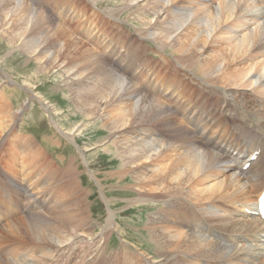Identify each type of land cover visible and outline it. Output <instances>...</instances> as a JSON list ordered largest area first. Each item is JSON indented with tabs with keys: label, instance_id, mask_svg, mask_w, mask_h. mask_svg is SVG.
<instances>
[{
	"label": "bare ground",
	"instance_id": "bare-ground-1",
	"mask_svg": "<svg viewBox=\"0 0 264 264\" xmlns=\"http://www.w3.org/2000/svg\"><path fill=\"white\" fill-rule=\"evenodd\" d=\"M143 1L151 3L148 11L156 19L165 15V26L153 32L158 34L154 38L163 47H173L185 68L205 79L198 80L201 85L193 88L188 70L179 72L163 52L151 50L136 38L129 40L135 44L132 50L120 53L127 47L113 46L110 30L97 29L88 20L91 17L81 19L87 41H96V51L57 23L64 21L60 19L66 13L74 14L62 5L54 10L56 20H50L22 3L0 0V43L33 67L34 76L24 84L32 86L38 74L50 77L59 71L53 87L59 84L68 89L73 107L69 115L78 113L81 119L67 129V137L76 139L90 128L108 132L107 139L90 144L93 149L117 135L109 144L116 146L121 162L115 172L124 178L150 163L152 168L130 175L140 184L153 185L155 194L138 195L148 201L175 194L170 200L175 203L171 218L161 214L146 223L156 241L154 258L162 257V264H264V221L256 214L257 198L264 189V0H213L215 8L212 0H193L192 19L172 8L179 2L184 7L182 2L189 0H168L171 5L165 7L164 0ZM256 6L260 9L249 12ZM96 12L92 15L97 16ZM144 24L147 29L158 25L156 21ZM181 27L179 37L169 40ZM142 50L157 53L159 61L142 57ZM108 54L112 66L107 64L110 58L106 62ZM200 54L206 56L197 59ZM4 79L10 82L7 75ZM25 106L13 110L20 114ZM50 111L51 118L58 116L54 105ZM0 113L5 115L0 118V138L16 136L0 152V173L6 174L3 178L9 183L0 191V264H28V258L32 264H155L128 250L116 255L105 249L95 255L92 250L73 253L78 233L92 229L82 208L81 189L73 181L74 168L68 160L60 164L49 158L32 135L10 133L17 117L12 118L11 112L6 115L4 109ZM87 119L94 121L84 124ZM143 126L149 135L165 137V144L158 148L155 138L131 136ZM132 127L139 130L129 131ZM123 131L125 141L119 140ZM68 193L76 196L68 200ZM16 212H26V219L9 221ZM88 255L95 256L92 262L86 261Z\"/></svg>",
	"mask_w": 264,
	"mask_h": 264
},
{
	"label": "rangeland",
	"instance_id": "rangeland-1",
	"mask_svg": "<svg viewBox=\"0 0 264 264\" xmlns=\"http://www.w3.org/2000/svg\"><path fill=\"white\" fill-rule=\"evenodd\" d=\"M14 1L17 2L18 4L22 3L33 13H38L40 15H43L44 17H47L50 20H52L51 18L53 17L56 20L53 14L55 13L54 10H56V8H58L59 5H62V8H65V11L72 10L74 14L75 12H77L76 16H73L74 14L68 16V14L66 13L65 18L60 19L64 21L63 22L60 21L57 23H59V25L64 27L67 31L68 30L71 31L70 33H72V35L80 39L82 38V40H84L88 45L90 44V46H92L93 49L95 48L96 51H97L96 41H94L91 38H88L91 39V41L88 40L90 42L89 43L86 39L85 30H84L86 26L82 24L84 23L83 20L85 18L91 17V19L89 18L88 20L90 22L93 21V23L97 26V29L100 28L99 30L101 31L110 30L108 31V33L112 34L111 35L112 37L109 38L110 39L112 38L111 42H113L112 43L113 46L115 43L116 46L120 47V49L122 45H125L127 47V49L123 52L121 49L120 53L127 52L128 49L132 50L135 44L134 42H130L129 40H131L132 38L133 39L136 38L135 40L143 42L146 45V47H151L152 48L151 50L156 49L163 52V54L172 62L173 66L176 69H178L179 72H182L183 70L184 71L188 70V74L189 75L191 74L190 83L193 84L192 85L193 88L200 83L198 82V80L202 81L203 79L201 75L196 73L194 70L191 71L190 69L185 68V66L183 65L185 63L178 60L176 53L172 51L173 47L172 48L163 47L161 46V41L158 39L156 40L154 38L158 36V34L153 32L155 30L158 31L159 26H165L164 23H162L165 15H161L159 17V20L156 19L157 16L148 11L149 4H151V3H147L148 1L141 0L142 2L139 3L136 1L132 2L126 0L125 1L86 0L83 2L74 1L72 4H68L69 3L68 0H14ZM210 2L211 4H213L215 1L212 0ZM182 3H184V7L179 6L181 4V2H179L178 4H176L177 6L172 7L173 10L177 11V13H184V14L186 13L188 14V18L192 19L193 10L191 9L195 8L194 1L189 0V2H182ZM162 4L164 5V7L170 6L171 2L168 0H164ZM216 6L217 3L215 2V4L212 5V7L215 8ZM70 7L73 8L70 9ZM137 8L141 9L140 13L134 12V10ZM82 9L84 11H82ZM94 9L97 11L96 12L97 16H95L94 14L92 15ZM257 9H260V7L256 6L252 8L249 12H251L252 10L255 11ZM83 12L86 13L87 17ZM98 16L100 17L97 18ZM56 17H58L57 14ZM149 21L152 23L156 21L158 25H154L150 29H147L144 23H148ZM113 22H116L118 27H115V23ZM77 23L79 24L77 26L79 28L75 27ZM108 25L110 27H108ZM182 28L183 27L179 28L175 33L171 34L169 40L174 38L175 35H177L181 31ZM111 29L115 33H113ZM80 30L83 31L84 33L80 32ZM144 32L146 33V35ZM117 37L118 38L120 37V39H118ZM177 37H179V35H177ZM220 44L221 43H218V45ZM225 47L228 48L227 49L228 51L231 50L230 47L226 45ZM4 48L5 47L3 46V44L0 43V74H1L0 75V95H1L0 109L6 110L7 111L6 115L9 114L10 116V114L12 113L11 114L12 118L17 117L15 121L13 120L10 133L12 132L14 135L17 133H21L24 136L32 135L34 139L37 140V142H39L42 145L41 147L45 149V151L47 152V156L49 158H51L56 162H58L59 160L60 164L65 163L68 160L70 168L72 169L74 168L73 171H75V176L73 177V181L77 182L78 184L77 189H81L80 191V193H82L81 196L83 200H85V203H83L84 206L82 208L84 209V214L86 218L89 220L90 223L89 225L92 226V229L89 232L88 230L86 231L84 228V232L78 233L80 235L77 237L78 241L74 245V251L72 252L74 253L80 251V255H83L84 250L85 251L92 250L93 254L95 255L105 249L107 253L109 254L115 253L113 255H116L122 253L123 250H128L129 252L132 253L134 252L137 254H143L147 260L149 261L152 260L155 262V264H162L163 261L162 257L154 258L153 256L154 254L153 249L155 248L154 245L156 241L153 238V236L150 234V231L148 230L147 226L149 224L150 218L156 219L157 216L159 217L161 216V214L167 217L171 216V212L174 208L171 204H175L174 202L171 201H174L175 194L173 197H168V198L161 197L163 200L149 199L147 201V199L145 200L144 198L141 197L144 196L146 192L147 194L145 195H149L152 197L153 196L152 194H155L154 190H152L151 188L153 187V185L152 186L149 184L143 185V183L140 184L138 181L134 180L130 174H135V172L141 173L143 168L146 167L152 168L150 163L149 164L146 163V165L144 163L142 167H139L138 169H134L124 178H121L115 172L120 168L121 162L117 158L118 155L116 153V146L113 147L112 145L109 144L112 142V139L115 140L118 138V137L116 138L117 135H115V137H112L102 147L97 146L93 149L92 146H90V144L93 145L95 143H99V141L102 140V138H106L108 132L106 133L101 129L97 130L94 128H90V130L86 129L84 132H82L81 135L77 136L76 139L70 138L69 136L67 137V134H65V132L67 131V129L70 128V126L75 125L78 122L77 120L79 119V114L77 113L75 115L70 116L73 111V107L71 102L72 97L71 95H69L68 89H66L65 87H60L61 85L59 84H58L59 86L58 88L53 87L54 86L53 84H55L56 81H58L57 76L59 75V71L51 73L50 77L47 76L43 77L40 74H38L37 77L32 80L31 82L32 86H29L28 84H24L22 82L28 80L30 76H34L33 67L31 65H28V63L25 60H22V58L21 59L19 57L17 58L16 52H13L12 50L10 52H7V50H4ZM151 50H149V52L146 51L147 55H145L146 52L142 50L141 56L142 57L144 56L148 59L150 58L152 59V61L154 60L159 61L158 60L159 55ZM211 50L212 49H210L207 52L211 53L212 52ZM11 52L13 55H10ZM200 55L197 56V59H201L202 56H206V55H201V56ZM106 57H107L106 62L108 61V58H110V61H108L107 64L108 65L110 64L112 66L111 56H109L108 54ZM152 61H150V63L155 64ZM180 66L182 67L180 68ZM129 72L132 75L134 74L131 68ZM5 75H7L10 78L9 80L10 82H7L4 79ZM134 80L137 81L136 76H134ZM203 80L205 81V79ZM141 82H142V78H141ZM199 85H201V83ZM41 96H43V98ZM25 104L26 106L25 108H22L20 114L14 112V110L17 111V109H20V107H23ZM50 105L55 106V108L59 112L58 116L54 115L53 118L50 117V112H51ZM0 116H2L0 118L5 117V115L3 116L2 113H0ZM79 121H81V119H79ZM92 121L94 120L87 119L86 123L84 122V124L90 123ZM132 128H130L129 131L131 130L133 131L135 128L139 130V127H132ZM140 128H141V130L139 131L140 134L138 133L137 135L131 133V136H136L137 138H143L146 140L155 138L157 139L158 142V148H160V143L165 144L166 139L165 137H162L161 134L149 135L147 132L148 130L147 126H143ZM126 130L127 131L125 130L124 131L128 133V129ZM124 131L123 133L121 132L123 134L122 135L123 137L119 138V140L121 141L126 140L125 139L126 135ZM2 138L4 139L2 140L0 138V140H2L0 144L1 153L4 151V149H6L9 143H13L14 140H16L14 139L16 138V136L13 138V136L9 134H5V136H3ZM10 138L13 141H11ZM85 145H88L89 147L87 146V148H91V149L87 151L86 148H84ZM69 159H71L72 161H70ZM1 162L2 161H0V164ZM169 162L170 160H168V163ZM2 169L3 166H0V170ZM3 176L7 178L6 174L0 173V180H2L3 182L2 184V182L0 181V185L2 184L1 185L2 187L0 186L1 187L0 191L3 188V186H4L3 189H5V187L8 188V184H9V183L5 184ZM140 188H145V189H140ZM9 190H10L11 198L15 200L16 198L12 194L11 189ZM138 194H140L141 196H139ZM157 194L160 196L163 195L162 192L159 191ZM75 196L76 195L68 193V200H71V198ZM139 199L142 201H139ZM19 201L23 203L22 200L19 199ZM9 203L12 204L11 201ZM165 209L168 210L165 211ZM26 215H27L26 212L23 213L16 212V214L11 219L9 218V221H11L13 218L26 219ZM165 221H167V219H165ZM167 222H171V221H167ZM93 234H94V239H92ZM97 241H99L98 244L96 243ZM94 255H88L87 257H85L86 261L92 262L93 258L95 257ZM28 259H29L28 264H32L31 258ZM79 259H75V260H77L78 262Z\"/></svg>",
	"mask_w": 264,
	"mask_h": 264
}]
</instances>
